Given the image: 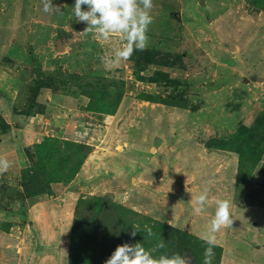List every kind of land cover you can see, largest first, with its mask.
<instances>
[{"label":"rangeland","instance_id":"374dc122","mask_svg":"<svg viewBox=\"0 0 264 264\" xmlns=\"http://www.w3.org/2000/svg\"><path fill=\"white\" fill-rule=\"evenodd\" d=\"M52 3L63 12L45 13L42 0H0V157L10 162L0 175V219L12 222L0 231V264H69L76 204L91 195L197 238L209 231L215 200L228 199L232 227L215 233L220 264H264V152L247 185L237 186L239 154L208 146L264 121V11L255 15L246 0H153L147 48L181 54L184 66L152 65L138 79L130 59L101 62L122 43L85 33L75 0ZM156 71L178 87L163 75L149 82ZM39 72L52 85L40 90L33 113L27 104ZM92 77L123 86L114 114L86 109L91 99L79 84ZM177 91L186 105L139 97ZM44 136L91 150L69 183L53 184L54 195L19 200L36 161L27 153ZM205 189L209 200L197 213Z\"/></svg>","mask_w":264,"mask_h":264},{"label":"trees","instance_id":"16d2710c","mask_svg":"<svg viewBox=\"0 0 264 264\" xmlns=\"http://www.w3.org/2000/svg\"><path fill=\"white\" fill-rule=\"evenodd\" d=\"M246 1L255 15L264 11V0ZM130 60L138 68L135 71L138 79H142L141 73L152 65L184 66L181 65L183 62L181 54L163 53L156 47L136 51ZM55 72L57 73L56 70ZM162 75L161 71H156L153 76L149 77V82L159 81L160 77L162 79ZM163 76L166 86H173L175 89L178 87V79H170L167 74ZM74 78L77 80L80 79V76L75 74ZM49 80L39 72L36 79L30 84L27 110L32 111L34 106L38 105L37 97L40 90L52 85L48 83ZM77 82L79 81L77 80ZM79 86L84 87L82 93L89 95L91 99L86 109L101 114H114L117 111L123 95V86L116 80L99 79L97 82L92 77L84 85L79 84ZM139 97L167 105H186L185 100L182 99L183 95L179 91L169 97L144 92L139 94ZM178 98L182 100L177 102ZM32 112L36 113L37 111ZM89 146L84 142L61 139L56 136H44L41 141L35 142L33 145L34 154L28 151L27 155L32 159L35 158L36 161L26 168L24 178L20 180L23 190L18 192L19 200L30 199L34 202L36 198L54 195L53 184L69 183L79 173L91 150ZM208 146L237 152L239 161L236 183L237 186L247 185L248 178L254 173L264 152V121L256 122L252 128L243 127L241 129L239 127L233 138L229 140L215 139L210 141ZM262 169L264 171V164ZM258 201L260 204L264 203L262 200ZM84 211H87L88 216L83 215ZM75 212L78 216L73 221L72 251L69 256V264H104L118 245L140 242L146 249H153L161 241L165 246L153 252L155 257L172 256L177 253L189 254L193 255L196 264H203V254L207 245L202 238H197L183 229L152 220L146 216L140 218L139 214L132 209L96 195L86 198L79 197ZM100 221L102 222L99 225ZM133 225H139L141 229L147 225L152 229L153 235L147 237L143 232H137L136 236L132 237L130 233ZM11 226L12 222L0 219V231L9 232ZM215 247L218 249H213L215 256L212 264H220L222 248Z\"/></svg>","mask_w":264,"mask_h":264},{"label":"clouds","instance_id":"9594fccd","mask_svg":"<svg viewBox=\"0 0 264 264\" xmlns=\"http://www.w3.org/2000/svg\"><path fill=\"white\" fill-rule=\"evenodd\" d=\"M42 4L45 13L63 12L61 6L54 5L52 0H42ZM83 6H87V10ZM152 7L153 0H75L72 8L76 21L87 25L83 30L85 33H93L97 40L102 38L107 41L116 37L121 41L122 46L115 50L114 57L100 58L101 62L107 66L117 64L121 60L127 61L134 52L143 51L148 47L150 41L148 29L153 22ZM9 167L10 162L0 157V175L5 173ZM208 200L209 193L205 189L195 198L194 211L202 212ZM215 205V213L210 220L209 231L202 237L207 245L203 254V264H212L214 259L215 233L222 228L232 227L234 220L231 202L228 199H217ZM137 232H143L147 237L153 235L152 229L147 225L143 229L139 225H133L130 235L135 237ZM164 246L163 241L153 249H146L140 242L124 243L115 248L104 264H191L190 258L186 254L177 253L172 256L155 257L153 252Z\"/></svg>","mask_w":264,"mask_h":264},{"label":"water","instance_id":"95a60500","mask_svg":"<svg viewBox=\"0 0 264 264\" xmlns=\"http://www.w3.org/2000/svg\"><path fill=\"white\" fill-rule=\"evenodd\" d=\"M191 264H196L194 257L192 255L189 256Z\"/></svg>","mask_w":264,"mask_h":264}]
</instances>
